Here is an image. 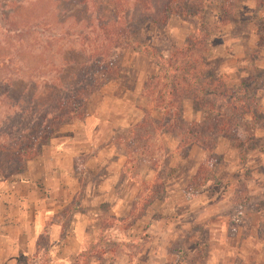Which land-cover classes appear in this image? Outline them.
I'll return each instance as SVG.
<instances>
[{
  "label": "rangeland",
  "instance_id": "374dc122",
  "mask_svg": "<svg viewBox=\"0 0 264 264\" xmlns=\"http://www.w3.org/2000/svg\"><path fill=\"white\" fill-rule=\"evenodd\" d=\"M110 1L90 0L102 16L123 10L120 79L0 181V264H264V0H201L159 28L166 0ZM200 23L209 73L256 104L238 127L216 105L157 103L162 74L150 79Z\"/></svg>",
  "mask_w": 264,
  "mask_h": 264
},
{
  "label": "trees",
  "instance_id": "16d2710c",
  "mask_svg": "<svg viewBox=\"0 0 264 264\" xmlns=\"http://www.w3.org/2000/svg\"><path fill=\"white\" fill-rule=\"evenodd\" d=\"M200 1L166 0L161 20L153 23L159 28L170 16L196 17ZM82 9L85 18L80 21ZM117 15L102 16L90 0H0V181L22 173L37 156V148L60 127L84 118L94 93L120 79L116 51L128 48L130 35L123 10ZM202 45L200 23L195 35L158 65V75L150 79L158 80L162 74L158 105L168 104L179 112L177 97L189 98L210 112L216 105L229 112L233 127L246 117L254 118L253 98L230 92L221 77L209 73L199 52ZM197 134L196 124L179 133L181 141ZM197 179L194 176L190 185L202 186L205 179L196 183ZM27 259L19 256L15 264Z\"/></svg>",
  "mask_w": 264,
  "mask_h": 264
}]
</instances>
